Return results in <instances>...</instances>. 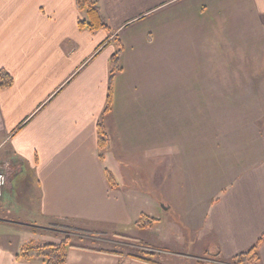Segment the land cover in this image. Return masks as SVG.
Instances as JSON below:
<instances>
[{
    "label": "crops",
    "instance_id": "obj_1",
    "mask_svg": "<svg viewBox=\"0 0 264 264\" xmlns=\"http://www.w3.org/2000/svg\"><path fill=\"white\" fill-rule=\"evenodd\" d=\"M97 2L111 33L80 30L76 0H0V71L13 80L0 91V149L20 164L6 196L15 192L37 214L0 224L76 223L96 235L137 227L142 218L155 226L157 193H166L165 211L176 215L186 243L201 242L223 264L258 245L250 264H264V0ZM178 45L196 49L182 65L195 71L176 79L166 73L157 84L152 69L158 59L173 67ZM120 46L121 71L104 115L111 57ZM187 76L196 91H174ZM178 96L197 98L196 122L158 146L156 99L166 104ZM206 97L217 110L213 123ZM100 124L108 137L103 151ZM170 188L184 195L182 205L167 197ZM20 231L0 229V264H26L16 258ZM120 258L127 257L75 245L67 264Z\"/></svg>",
    "mask_w": 264,
    "mask_h": 264
},
{
    "label": "rangeland",
    "instance_id": "obj_2",
    "mask_svg": "<svg viewBox=\"0 0 264 264\" xmlns=\"http://www.w3.org/2000/svg\"><path fill=\"white\" fill-rule=\"evenodd\" d=\"M174 41H179V38H175ZM178 51H171L170 58H172L173 67L170 71L169 67H161L163 65V60H159L155 69H152L153 76L156 77V83L163 85L164 76L167 73V76L170 73L176 79L181 72V75H190L192 76L193 67L182 66L186 63L187 59L196 58V55H189V53L194 54L195 48H184L182 50V45H178ZM170 47H174V44H171ZM169 47V48H170ZM182 50V51H180ZM178 65V66H176ZM183 81V86L180 82H174V91L182 90L185 92L196 91V81L192 78ZM186 78V79H187ZM205 89L211 91V82L205 83ZM195 93V92H193ZM209 95V94H208ZM143 100V99H142ZM147 99H145L146 101ZM156 104V113L155 121L152 114V121L155 123L157 128V143L158 146L164 144L166 141L177 140L181 137L184 123H195L196 122V107H197V98L193 97H174L171 99H166L167 103L165 104V99L157 98ZM218 100V99H217ZM212 102L211 97H206L204 99V109L206 107V120L207 123H211L214 119L217 118V110H214V106L210 105ZM125 101L122 100L121 104L123 105ZM210 105V106H209ZM213 123V122H212ZM4 146L0 149V162L3 161H12L6 157L7 149ZM163 147H158V151L162 150ZM14 161V160H13ZM20 161V160H19ZM12 164V162H10ZM17 167V168H16ZM20 167L19 162L14 161V165L9 171V180L13 173L18 170ZM209 168L206 167L205 171V184L206 189L208 188V183L210 181ZM161 176L164 177V172L162 170ZM162 177V178H163ZM12 191V190H11ZM167 197L176 200L180 205H182L181 196L182 194H171L173 191L172 188L168 189ZM24 195L26 193L24 192ZM6 197V198H5ZM4 197L0 201V219L4 221H13L18 220L19 218L24 219L28 217L29 220H34V216L37 214L34 213L33 205L27 206L23 204V201L19 199V195H10ZM166 193H164V198ZM207 196L205 195V198ZM164 198L158 192L157 199L159 201L157 213L154 218L158 219L157 225L154 226L155 220L150 218H143L146 223H148L149 228L140 229L137 227H126L116 233H108L106 235H96L95 233L85 232L82 227L78 224L71 223H58L50 224L48 227H38L36 225L23 224H4V227L0 224V229L6 227V229L11 230L12 227H17L21 230L20 235L23 247L25 246H44L47 244H60L64 241H67L70 245L77 246H88L92 247L95 250L99 251H110L117 252L124 255H135L147 260H151L157 264H223L220 259H215V252L205 251L203 244H197L194 240L191 243L189 241L186 243L185 235L180 230L179 226L175 224L176 215L170 211L167 213L165 209L168 206L164 203ZM184 199V198H183ZM30 207V208H29ZM169 210V209H168ZM31 217V218H29ZM178 217V216H177ZM150 221H148V220ZM34 222V221H33ZM150 222V223H149ZM16 225V226H14ZM61 226V227H60ZM63 226V227H62ZM151 230H148L150 229ZM135 231V232H132ZM184 235V236H183ZM21 236V237H22ZM92 238V239H91ZM203 243V242H202ZM178 253V255H176ZM176 255V256H174ZM41 263V261H38ZM130 261L127 258H120L118 264H129ZM251 262H246L244 264H250ZM233 264H236L233 262Z\"/></svg>",
    "mask_w": 264,
    "mask_h": 264
},
{
    "label": "trees",
    "instance_id": "obj_3",
    "mask_svg": "<svg viewBox=\"0 0 264 264\" xmlns=\"http://www.w3.org/2000/svg\"><path fill=\"white\" fill-rule=\"evenodd\" d=\"M76 5L78 11L82 14V18L79 19L78 26L80 30H88L90 32H96L100 29H104L111 33L109 26L107 25L98 5L97 0H76ZM123 52L122 47L120 46L115 54L111 57V71L109 77V88H108V98L107 105L104 111V115L108 114L113 105L114 98V80L118 72L121 71L120 58ZM13 84V80L11 76L1 70L0 71V91L6 90L10 88ZM108 137L107 132L100 124L99 133H98V146L100 151H103L107 147ZM102 158V157H101ZM108 179L112 186H115L113 177L110 173H108ZM148 220V219H147ZM150 221V220H148ZM150 223V222H149ZM58 224V223H54ZM136 226L140 229L149 228L148 223L144 221V219H140ZM61 227V226H60ZM63 227V226H62ZM67 241H64L60 244H47L44 246H25L22 247L19 254L17 255V259L25 262L26 264H31L35 261H41L43 264H67L68 259V248L72 247ZM258 245L252 248L251 250L242 253L234 258V263L236 264H244L248 262H255L258 260ZM102 253H107L111 255H116L119 257H127L134 261H139L146 264H157L151 260H147L135 255H124L117 252L110 251H99ZM215 259H219V255H214Z\"/></svg>",
    "mask_w": 264,
    "mask_h": 264
},
{
    "label": "built area",
    "instance_id": "obj_4",
    "mask_svg": "<svg viewBox=\"0 0 264 264\" xmlns=\"http://www.w3.org/2000/svg\"><path fill=\"white\" fill-rule=\"evenodd\" d=\"M12 161L0 162V201L4 199L9 185V171L14 165Z\"/></svg>",
    "mask_w": 264,
    "mask_h": 264
}]
</instances>
